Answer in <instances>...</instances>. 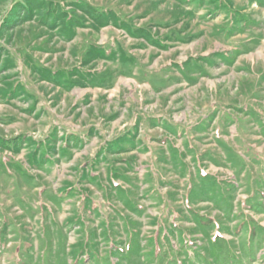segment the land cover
<instances>
[{
  "label": "rangeland",
  "instance_id": "obj_1",
  "mask_svg": "<svg viewBox=\"0 0 264 264\" xmlns=\"http://www.w3.org/2000/svg\"><path fill=\"white\" fill-rule=\"evenodd\" d=\"M35 1L0 0V264H264V0Z\"/></svg>",
  "mask_w": 264,
  "mask_h": 264
},
{
  "label": "trees",
  "instance_id": "obj_2",
  "mask_svg": "<svg viewBox=\"0 0 264 264\" xmlns=\"http://www.w3.org/2000/svg\"><path fill=\"white\" fill-rule=\"evenodd\" d=\"M37 3H39L37 6H38V8L41 6V4L44 6V4L42 3V2H39V1H35V0H25V2L22 4V3H19V4H17L15 7H13V9H12V12L13 11H15V9H19V11H20V18L19 17H17V21L19 20V21H21V20H23L22 18H27V17H32L33 16V14H34V12H39L40 13V15L43 17V18H45L47 21H49V20H51V21H55V20H53L52 19V16H51V14H49V12L47 13V12H45V9H44V7L43 8H41V9H38V10H36L35 8H36V4ZM78 8H80L81 10H84L85 11V13L87 14V15H91L92 17L93 16H95V14L94 13H92V14H90L91 13V10L90 9H85V7H82V6H79ZM36 10V11H35ZM24 14H26V15H24ZM21 16H24V17H21ZM66 19L65 20H63L62 21V24H64V26L66 27V29L68 30V31H72L73 32V29H71L72 28V26H74V24L75 25H78L79 24V22L78 21H76V20H68L67 21V17L66 16H64ZM90 17V16H89ZM95 21H96V23L98 24V26H107V25H109V23H111V19H110V17H102V18H100V17H98V16H96V18H95ZM8 23H9V20L8 19H6V21H5V25H8ZM56 24H53L52 26H55ZM70 27V28H69ZM71 34L72 33H70V35H69V37L71 36ZM93 53V54H92ZM90 54H91V56H89V57H98L99 59H109L110 57H106V53H105V51L103 50V48H101V47H95V48H92V50H91V52H90ZM126 59V58H125ZM79 72V71H78ZM51 73V72H50ZM42 74V76H44V74H45V72L44 73H41ZM17 147V146H16ZM64 151V150H63ZM32 158H37V155H34ZM253 239V238H252ZM251 239V240H252ZM254 245V243H253V241L250 243V246L252 247ZM96 257V256H95ZM94 257V258H95Z\"/></svg>",
  "mask_w": 264,
  "mask_h": 264
},
{
  "label": "crops",
  "instance_id": "obj_3",
  "mask_svg": "<svg viewBox=\"0 0 264 264\" xmlns=\"http://www.w3.org/2000/svg\"><path fill=\"white\" fill-rule=\"evenodd\" d=\"M74 140H76V139H72V142H76V141H74ZM255 195H257V194H255V193H249V195L247 196V199L245 200V201H249L250 199H252L253 198V196H255ZM245 203V202H244ZM245 207H246V204H245ZM219 210H220V208H219ZM239 223V222H238Z\"/></svg>",
  "mask_w": 264,
  "mask_h": 264
}]
</instances>
